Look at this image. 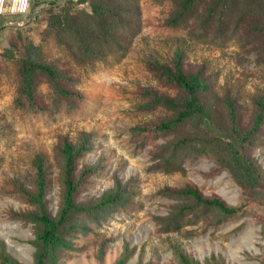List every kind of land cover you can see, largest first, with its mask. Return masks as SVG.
<instances>
[{
	"label": "rangeland",
	"instance_id": "rangeland-1",
	"mask_svg": "<svg viewBox=\"0 0 264 264\" xmlns=\"http://www.w3.org/2000/svg\"><path fill=\"white\" fill-rule=\"evenodd\" d=\"M134 3V14L116 31L117 40L109 43L100 59L84 66L76 65L44 33L42 4L38 18L32 16L26 22L21 13L0 15V51L11 37L26 36L40 41V48L35 50L73 67L79 77L80 93L70 103L60 101L38 112L27 111L14 104L16 85L12 70L0 73V239L5 250L28 264L35 250L32 223L12 218L8 213L11 209L30 207L12 193L10 180L31 173L33 157L42 155L50 181L48 207L54 214L60 200V166L55 146L63 135L75 139L80 131H87L92 133L91 145L79 163L98 162L100 167L78 198L101 195L112 187L115 174L123 183L127 182L131 192L127 203L101 224L90 221L89 230L73 238V247L65 250L58 264H115L125 245L132 252L124 264H177L175 248L201 264H264L263 197L257 204H247L243 216L217 224L203 218L186 222L178 230H161L155 216L165 214L175 202L156 192L165 184L178 186L190 182L203 194L217 195L229 205H239L247 199L228 172L216 170V162L208 156L188 158L183 170L151 169L149 150L154 144L142 148L132 134L135 124L162 116L160 110L145 111L139 107L143 101L140 87L150 85L164 90L149 74V60L166 61L182 51L188 62L204 61L214 91L219 96L237 99L245 123L252 110V99L264 91V78L252 59L239 61L236 40L218 45L191 38L183 26H164L162 20L170 9V0ZM250 155L264 173V144L254 146Z\"/></svg>",
	"mask_w": 264,
	"mask_h": 264
},
{
	"label": "trees",
	"instance_id": "trees-1",
	"mask_svg": "<svg viewBox=\"0 0 264 264\" xmlns=\"http://www.w3.org/2000/svg\"><path fill=\"white\" fill-rule=\"evenodd\" d=\"M134 1L39 0L31 2L29 10L20 15L25 22L32 16L38 18L42 4L44 33L50 35L76 65L84 66L100 59L109 43L117 40V29L135 12ZM170 1V9L162 20L164 26H183L191 38L218 45L236 40L239 61L252 59L264 78V0ZM36 41L26 36L11 37L0 51V73L12 70L15 106L33 112L60 101L70 103L80 96L79 77L73 67L69 62L60 64L57 59L35 50L41 43ZM146 67L164 87L162 91L150 85L140 87L143 101L139 107L145 111L160 110L162 116L132 126L138 146L154 144L149 150L150 168L164 172L183 170L188 158L208 156L216 162V170L228 172L247 199L239 205H229L217 195L203 194L190 182L178 186L165 184L156 192L175 202L165 214L155 216L159 228L171 231L203 218L217 224L243 216L247 204H257L264 198V173L250 155L254 146L264 144V91L252 99V110L245 123L242 105L237 99L230 95L219 96L214 91L204 61L188 62L180 51L166 61L149 60ZM91 140V132L80 131L75 139L63 135L56 144L60 200L54 214L48 207L50 181L42 155L33 157L31 173L10 180L12 193L30 206L8 211L10 217L34 226L35 250L29 264H58L65 250L73 247V238L89 230L90 221L99 225L127 203L131 189L116 174L112 187L101 195L78 198L100 167L98 162L79 163L89 150ZM126 246L115 264H124L131 255L132 249ZM174 256L177 264H201L178 248L174 249ZM0 264L28 263L10 255L0 239Z\"/></svg>",
	"mask_w": 264,
	"mask_h": 264
},
{
	"label": "built area",
	"instance_id": "built-area-1",
	"mask_svg": "<svg viewBox=\"0 0 264 264\" xmlns=\"http://www.w3.org/2000/svg\"><path fill=\"white\" fill-rule=\"evenodd\" d=\"M34 1L39 0H0V15L6 12L24 13Z\"/></svg>",
	"mask_w": 264,
	"mask_h": 264
}]
</instances>
